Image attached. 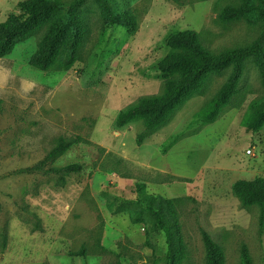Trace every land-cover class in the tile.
I'll list each match as a JSON object with an SVG mask.
<instances>
[{"label":"rangeland","instance_id":"374dc122","mask_svg":"<svg viewBox=\"0 0 264 264\" xmlns=\"http://www.w3.org/2000/svg\"><path fill=\"white\" fill-rule=\"evenodd\" d=\"M18 1L0 0V22ZM108 1L135 16L134 34L118 26L103 31L98 4L85 0L79 15L88 30L70 69L28 65L44 29L0 59V264H153L165 252L164 237L147 238L144 226L119 210L136 199V183L174 200L187 252L182 264H204L201 231L222 247L225 264H242L243 245L252 264H264L258 210L242 206L232 192L237 181L264 178V126L242 127L248 106L262 96L253 59L245 61L236 95L214 122L196 114L230 67L211 75L159 127L147 129L141 120L115 125L119 112L163 93L156 64L169 52L170 33L194 30L218 53L248 45L260 25L219 22L220 10L238 0ZM27 82L36 87L24 96ZM60 138L73 144L35 168ZM70 164L80 171L63 182L46 172ZM80 250L84 256L70 255Z\"/></svg>","mask_w":264,"mask_h":264},{"label":"trees","instance_id":"16d2710c","mask_svg":"<svg viewBox=\"0 0 264 264\" xmlns=\"http://www.w3.org/2000/svg\"><path fill=\"white\" fill-rule=\"evenodd\" d=\"M85 0H20L15 10L0 22V59L10 55L13 49L28 40L34 33L44 29L37 49L28 59V65L45 72L55 67L70 69L78 58L79 50L87 34V24L79 15ZM102 15V30L118 26L129 34L137 31V20L130 11L117 12L108 0H95ZM220 23L247 21L260 25V34L246 46L225 49L215 53L206 48L194 30L170 33L165 38L169 52L156 64L159 76L164 80V91L158 96L140 98L136 103L118 113L115 125L124 127L141 120L147 129L164 124L189 98L203 89L211 75H219L230 67V74L214 96L196 114V117L214 122L220 112L229 106L236 95L245 61L253 59L260 78L262 96L247 109L242 127L258 132L264 126V0H238L235 5L223 7L218 16ZM73 144L72 140L60 138L35 168L53 162ZM80 171V166L70 164L62 168H48L63 182L64 176ZM135 200H127L119 206L127 212L132 224H142L147 238L164 237L165 252L153 264H182L186 259V246L182 226L175 209L174 200L145 192L143 184L136 183ZM233 194L245 207L258 210V231L264 236V178L237 181ZM35 229H39L35 224ZM205 251L204 264H225L221 246L210 235L201 231ZM2 247L6 245L5 231L1 234ZM242 264H252L246 246L241 247ZM71 256H84L80 250Z\"/></svg>","mask_w":264,"mask_h":264},{"label":"clouds","instance_id":"9594fccd","mask_svg":"<svg viewBox=\"0 0 264 264\" xmlns=\"http://www.w3.org/2000/svg\"><path fill=\"white\" fill-rule=\"evenodd\" d=\"M7 83V78H5L4 84L6 85ZM36 85L34 82H27V83H22L21 84V90L24 94V96H28L34 89Z\"/></svg>","mask_w":264,"mask_h":264}]
</instances>
